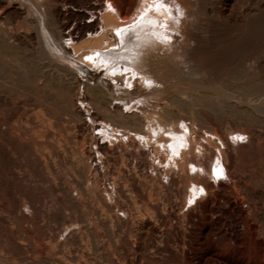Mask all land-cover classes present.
<instances>
[{
    "label": "bare ground",
    "instance_id": "bare-ground-1",
    "mask_svg": "<svg viewBox=\"0 0 264 264\" xmlns=\"http://www.w3.org/2000/svg\"><path fill=\"white\" fill-rule=\"evenodd\" d=\"M162 4L166 7L157 9L154 0H0V264H103V226L127 244L121 261L107 253V264H264V230L257 226L264 222V167L253 162L264 146V0ZM75 12L79 21L71 18ZM119 56L131 65L115 64ZM144 61L150 72L142 70ZM95 72L110 77L124 96L150 90L159 97V78L166 75L190 80L194 87L167 99L173 107L167 101L162 109L169 116L161 109L143 108L140 117L125 113L110 87L91 79ZM83 78L88 103L77 95ZM205 78L221 80L215 89L202 90L197 83ZM21 82L40 103L32 111L34 124L20 123L17 100L8 97ZM65 114L70 115V129L88 144L75 151V168L82 184L88 182L95 192L92 197L81 181L76 184L83 189L74 188L56 167L58 157L66 158L62 147L54 148L67 139L60 121ZM129 118L138 125L132 122L138 128L130 129L133 136L116 122ZM113 145L118 151L134 149L147 159V176L139 171L141 159L124 174L144 200L145 212L136 210L130 219L114 213L112 221L99 218L93 209L85 214L86 226L73 215L65 221L63 210L86 208L84 193L91 197L89 203L103 202L108 209L112 196L120 197L125 177L116 176L114 194H106L107 187L105 193L100 188L99 167L93 169L90 163L97 157L105 177L102 155ZM148 177L160 192L157 187L154 193L144 191ZM230 219V238L216 240ZM145 228L149 239L141 241ZM194 244L199 252L193 251Z\"/></svg>",
    "mask_w": 264,
    "mask_h": 264
},
{
    "label": "rangeland",
    "instance_id": "rangeland-1",
    "mask_svg": "<svg viewBox=\"0 0 264 264\" xmlns=\"http://www.w3.org/2000/svg\"><path fill=\"white\" fill-rule=\"evenodd\" d=\"M71 5H73V6H71ZM70 5V7L71 8H76V6L74 7V4H71ZM76 13V12H75ZM73 13L72 15H71V18L73 19V20H77V21H79V19H80V17H79V15L76 13ZM78 15V16H77ZM136 42V40L135 39H133V38H131V41H130V44H134ZM120 58V59H119ZM124 58H121L120 56L119 57H117V59L115 60V64H118V65H131V60L130 59H124ZM145 62L147 63V61H144V64H145ZM143 64V68H142V70L143 71H146V72H150L149 71V67L150 66H148V64H147V66H146V64L144 65ZM170 76V77H169ZM91 77V79L93 80V81H96V82H98V83H100V84H106V85H108L109 87H110V91H111V93H112V96L114 97V98H117V97H119L120 99H118V101H119V103H121V106L123 107V109H124V111H126L125 113H128L129 115H132L133 113H137L140 117H141V115L144 113V110H143V108H145V109H148V110H156V111H159L160 112V109H161V114H163V113H166L165 114V116H169V115H167V114H169V113H167V111L166 110H163L162 109V106H164V105H168L167 103L169 102L167 99L168 98H170V96H172V95H174V94H177V92L178 93H180V92H183V91H187V90H191V87L193 88L194 86H193V82H191L190 80H187V79H184V80H181V81H176V77H178V76H176L175 78H171V75H166L165 77H164V79L162 80L161 78H159V81H161V82H163V84L162 85H160V86H158L157 87V91L159 92V97L157 96H155L154 94L152 95V93L153 92H150V90H148V91H146V92H143V93H141V94H139V95H133V96H124V95H121V90H119V87L117 86V84L110 78V77H108V76H106L105 74H102V73H100V72H95L94 73V75H91L90 76ZM157 78V77H156ZM221 79H215L214 81H209L208 79H203V80H201L200 82H198L197 83V85L200 87V89H202V90H213V89H215L214 88V86H215V84L218 82V81H220ZM222 80H225V78H222ZM179 82H181V83H179ZM86 80L83 78L82 79V85H83V87L81 88V89H79L77 92V95L80 97V95H82L81 97H83V98H85V100H86V102L88 103V99L90 100V95H89V93H88V91L86 90ZM129 86H131V85H129ZM17 88H15L14 87V89L13 90H10V93H8V97H9V99H10V96H11V99H14V100H17L18 101V103H17V101H16V107H18V109L16 108V110L18 111V113H19V116L21 115V122L20 123H23V124H26V123H24L25 121H28L29 120V122H30V124H34V121L35 122H37V120H35L36 118L35 117H33L34 116V112H32V111H34L35 110V112H37L39 109H40V106L38 107V105H40V103L34 98V94H33V92H30L29 91V93H31L33 96H29V93L27 94L26 93V90H24L22 87V82H21V84H19L18 86H16ZM181 88V89H180ZM16 89V90H15ZM20 91H22V92H20ZM84 91V92H83ZM24 92V93H23ZM120 92V93H119ZM164 92V93H163ZM172 92H173V94H172ZM176 92V93H175ZM14 93H16V95L14 94ZM170 94V95H169ZM22 95V96H21ZM25 95V96H24ZM120 95V96H119ZM167 96V97H166ZM28 97V98H27ZM77 97V96H76ZM166 97V98H165ZM31 98H33V99H31ZM86 98H88V99H86ZM159 98V99H158ZM163 98V99H162ZM35 100V101H34ZM168 101V102H167ZM79 102V101H78ZM90 103H92V104H90ZM34 105V106H33ZM89 106H90V108L92 109L91 110V112L94 114V112L96 113V108H95V105H94V103L91 101V102H89V104H88ZM92 105V106H91ZM93 105H94V108H93ZM143 105V106H142ZM20 106V107H19ZM88 106V107H89ZM169 106L170 107H173V106H171V103L169 102ZM10 107H12V106H10ZM25 108L26 110V112L24 111V113H21V111L20 110H22V108ZM138 107H140V108H138ZM23 108V109H24ZM142 108V109H141ZM37 109V110H36ZM95 110V111H94ZM141 110H142V112H141ZM155 111V112H156ZM142 114H141V113ZM29 113V114H28ZM33 115H32V114ZM97 113H98V115L96 114V116L97 117H99V115L100 116H102V114H100L98 111H97ZM26 114H28V115H26ZM144 115V114H143ZM164 115V114H163ZM28 116H29V118H28ZM64 116V115H63ZM23 117V118H22ZM34 118V119H33ZM61 118H64V120H60L62 123V125H63V128L65 129V130H63V132H64V136L62 135V137H64V138H67L66 139V141H65V143H64V141L63 142H61V146H59V144H57V143H55L56 145H54V148H55V150L56 151H58V149L60 148V147H62V149H64L65 150V152H64V154H65V159L64 160H62V158H57L58 160H57V164H56V167H58V169H59V167H60V172H61V174H62V176H63V178L67 181V178H68V183L70 182V184L74 187V188H76V189H83V188H85V192H87L91 197L95 194V192L93 191V190H91L90 189V185H89V183L88 182H86L85 184L83 183L82 184V181H83V179L81 178L80 179V175H79V173H78V169H76L75 168V163L79 160V158H77V154L78 153H76L75 154V151L77 152V150L79 151V150H81L82 149V147L84 146V147H87V143H85V140L83 141V139L81 140V136H80V134H77V136H76V134L73 132V130L72 129H70V126H71V122H70V115H67V114H65V116L64 117H61ZM99 118H102V117H99ZM26 119V120H25ZM67 119V120H66ZM132 119V118H131ZM24 120V121H23ZM65 120H66V122H65ZM127 120V119H126ZM133 120V119H132ZM116 122H118L117 124H119L123 129H125L126 130V132H128V133H130L132 136H133V131H131V130H134V131H136V129L138 130V128H134L135 126H132V122L133 121H131L130 120V118L127 120V121H124L123 122V124H122V122H120V121H116ZM120 122V123H119ZM126 122H128V124H126ZM131 124H130V123ZM16 123H19V122H16ZM134 123L135 122H133V125H134ZM67 124H68V126H67ZM122 124V125H121ZM124 124H126V125H124ZM131 125L132 127H129V129H128V125ZM17 125H19V124H17ZM20 125H22V124H20ZM70 125V126H69ZM129 125V126H130ZM135 125L138 127V125L135 123ZM65 126V127H64ZM123 126H125L126 128H124ZM224 126L226 127V125H225V123H224ZM223 126V127H224ZM66 127H68L69 128V130L66 128ZM132 128V129H131ZM134 128V129H133ZM207 128V127H206ZM131 129V130H130ZM54 131H56L57 133H58V135H59V129L58 128H54ZM69 131V132H68ZM72 132V133H71ZM57 135V136H58ZM72 135H73V139H70V138H72ZM75 135V136H74ZM60 137V136H59ZM58 137V138H59ZM75 139H77V140H75ZM67 141H69V142H67ZM80 141H82V142H80ZM72 142V143H71ZM76 142V143H75ZM78 142V143H77ZM63 143V144H62ZM80 143H82V145H80ZM84 143H85V145H84ZM263 144H264V142H262ZM58 145V146H57ZM79 147H78V146ZM56 146L58 147V148H56ZM67 146V147H66ZM76 146V147H75ZM78 147V149H76ZM113 147V149H112V151H110V153L108 152L107 154H103L102 155V159H103V164H104V166H105V168L107 169V171L108 172H106V175H107V177H106V175H105V177H101L102 176V174H101V171H100V169H101V162L100 161H98V159H97V157L92 161V162H90L91 163V165H92V168L94 169V167H99V170H98V176H99V182H100V188L101 189H103V191H104V188H106V190H107V192H106V194L110 191L111 192V195H113L114 194V190H113V186H115V184L114 183H116V176H118V178H119V180H120V178H122V177H125L126 178V181H125V178H122L121 180H120V183H121V190H123V192H124V190H125V192L123 193L122 191L119 193V194H121V195H119L120 197L119 198H114L113 196H112V200H114V201H112L111 202V200H110V202H111V209H108L107 207H105L106 205L103 203V202H101V203H99V202H96V201H94V203L92 202V204L91 203H89V201H90V199H91V197L90 196H87L88 194L87 193H84L83 194V200H84V197L86 198L87 197V199H85L84 201H86V202H88L86 205V208L83 210V209H74V208H69V209H71L70 211H71V213L69 212V210L67 209V211H68V213H67V211H65V210H63L62 211V215H64V217H65V221H66V217H67V219L70 221V220H72V219H74L75 217H78L77 219H78V223H80L81 221V223H80V225H87L88 224V221H87V218H86V216H85V214H87V212L88 213H90V210L91 211H93V209H94V211H95V213H99L98 215H99V218H102V219H104V220H110L111 219V217H112V221L114 220L113 218L117 215L118 217H120V218H131L132 216L134 217V214H135V216L137 215V213L138 212H145V210H144V203H142L144 200H142L141 199V197H139V196H136V194H135V192L133 191L134 190V188H133V186L131 185V183H130V181L127 179V175L125 174V173H128L129 171H131L133 168L132 167H134V165L136 164V162H138L139 163V160L141 159V164H139L140 166L143 164V167H139V171L141 172V173H143L145 176H147L148 174H150L151 172H150V170H148V172H147V169H149L148 167L146 168V167H144V165H145V163H146V161H147V159L145 158V156H143V155H137L136 154V152H135V150L134 149H127V150H125V151H118L117 149H116V146H112ZM115 147V148H114ZM65 148H67V149H65ZM263 149H261L262 151H260V152H262V153H260L259 151V156H260V158L258 157L257 159H255V160H253V162H255V165L256 166H260V167H264V146L262 147ZM114 150H116V151H114ZM67 151H71V152H69V153H66ZM73 151V152H72ZM113 151L115 152V153H113ZM134 151V152H133ZM124 152H126L125 154H124ZM73 153V154H72ZM117 153V154H116ZM129 153H132L131 155L129 154ZM135 153V154H134ZM75 154V155H74ZM128 154V155H127ZM106 155V156H105ZM112 155V156H111ZM114 155V156H113ZM118 155H120V156H118ZM125 156V157H122V156ZM136 155V156H135ZM80 158H81V154L79 153V155H78ZM105 156V157H104ZM116 156V157H115ZM70 157V158H69ZM121 158V160H123V161H119L118 159H120ZM133 157V158H132ZM136 159H135V158ZM140 157V158H139ZM261 157H262V161H261ZM68 158V159H67ZM74 158V159H73ZM114 158V159H113ZM127 158V159H126ZM116 159V160H115ZM125 159H126V161H125ZM135 159V160H134ZM139 159V160H138ZM144 159H145V161H144ZM75 160H77V161H75ZM96 160V161H95ZM104 160H106V161H104ZM113 162H112V161ZM143 160V161H142ZM64 161V162H63ZM66 161V162H65ZM72 161V162H71ZM136 161V162H135ZM259 161H261L260 163H259ZM74 163V167H73V171H74V168H75V171L74 172H72L71 170H72V166H73V164H71V163ZM100 162V163H99ZM107 163V165H105L106 163ZM119 162H120V164H119ZM142 162H144V163H142ZM256 162H258V163H256ZM67 163V164H66ZM96 163V164H95ZM110 163V164H109ZM116 163V164H115ZM123 163V164H122ZM128 163V164H127ZM133 163H135V164H133ZM65 164V165H64ZM97 164H99V165H97ZM112 164V165H111ZM125 164V165H124ZM128 166H127V165ZM132 164V165H131ZM61 165V166H60ZM72 165V166H71ZM119 165H121V166H119ZM122 165H123V167H122ZM67 167V168H66ZM115 167V168H114ZM124 168V167H126L125 169H120V168ZM62 168L64 169V170H62ZM128 168V169H127ZM132 168V169H131ZM142 168H146L145 169V172H142ZM67 171H66V170ZM70 169V170H69ZM92 169V172H91V177L92 176H94L95 174H93V171H94V173H95V170H93ZM131 169V170H130ZM66 171V172H65ZM70 171V172H69ZM109 172H111V173H109ZM115 172V173H114ZM121 172V173H120ZM147 172V173H146ZM76 173V174H75ZM78 173V174H77ZM118 173V174H117ZM63 174H65V176L63 175ZM77 175L76 177H75V175ZM126 176H125V175ZM109 175H110V177H109ZM67 176V177H66ZM120 176V177H119ZM69 177H71V178H69ZM74 178H75V181H74ZM105 178V179H104ZM108 178V179H107ZM115 178V179H114ZM78 179V180H77ZM109 180V181H107V180ZM62 179H60V181H61ZM73 180V181H72ZM81 181V184L80 185H83L82 187L79 185V184H76V182L77 181ZM106 180V181H105ZM113 180H115L114 182H113ZM147 180H149V177H148V179H146V182L143 184V189H144V191L145 192H148L147 190H148V188H149V191H151V192H155V190H156V192L157 191H161V188H159V186H156V185H154V184H152L151 183V181H147ZM58 182H60L59 181V179L57 180ZM72 181V182H71ZM104 181V182H103ZM117 181H118V179H117ZM124 181V182H123ZM129 181V182H128ZM75 182V183H74ZM103 182V183H102ZM108 182H109V184H108ZM149 182V183H148ZM78 183V182H77ZM129 183V184H128ZM75 186H74V185ZM88 184V185H87ZM104 184V185H103ZM125 184H127L126 186H125ZM148 184H150L151 185V187H149V185ZM76 185H79V187L77 186L76 187ZM102 185V186H101ZM113 185V186H112ZM127 188V190H126V188L124 187V186ZM130 185V186H129ZM145 185V186H144ZM154 185V186H153ZM86 186V187H85ZM104 186V187H103ZM147 186V187H146ZM88 187V188H87ZM111 187V188H110ZM153 187V188H152ZM155 187H157L156 189H154ZM150 188H152V190L150 189ZM131 189H132V191H131ZM159 189V190H158ZM154 190V191H153ZM94 192V193H93ZM128 192V193H127ZM131 192V193H130ZM134 192V193H133ZM162 192H163V190H162ZM104 193H105V191H104ZM113 193V194H112ZM128 194V196H126ZM133 194V195H132ZM163 194V193H162ZM123 195V196H122ZM123 197V199H122V197ZM125 196V197H124ZM134 196V197H133ZM90 197V198H89ZM107 197L109 198V196L107 195ZM129 197V198H128ZM138 199H137V198ZM89 198V199H88ZM133 199V200H132ZM135 199V200H134ZM139 199H140V201L141 202H139ZM109 200L107 201L109 204H110V202H109ZM122 200L124 201V203H122ZM136 200H138V201H136ZM120 201V202H119ZM132 201H133V203H132ZM222 201V200H221ZM116 202H119V203H122L121 204V206H122V208H121V206H120V204L119 203H116ZM131 202V203H130ZM135 202V203H134ZM262 202H264V200H262L261 201V204H262ZM113 203L115 204V205H113ZM104 204V205H103ZM260 204V205H261ZM133 205V206H132ZM137 205V206H136ZM139 205V206H138ZM264 205V204H263ZM91 208H90V207ZM99 206H103V208H102V211H101V209L100 208H98ZM116 208L117 206V208L115 209L114 207ZM124 206H126L127 208H125ZM143 208H141V207ZM93 207V208H92ZM88 208H90L89 210H86V209H88ZM108 210H107V209ZM124 208H125V210L127 209V211H125L124 210ZM99 209H100V211H99ZM104 209L107 211H104ZM141 209H142V211H141ZM113 210V211H112ZM125 212H124V211ZM137 210V211H136ZM82 214V216H81V214L79 213V212ZM81 211H83V212H81ZM98 211V212H97ZM110 211H112L113 213H111L110 212V214H109V212ZM118 212V214L116 213V212ZM133 211V212H132ZM137 213H136V212ZM64 212V213H63ZM130 212V213H129ZM143 212V213H144ZM77 213H79V214H77ZM102 213H104L103 215H104V217H103V215H102ZM109 214V216H108V214ZM114 213L116 214V215H114ZM125 215H124V214ZM127 213H128V215L130 216H128L127 215ZM71 214V215H70ZM133 214V215H132ZM72 215L74 216V218L72 217ZM79 215V216H78ZM102 215V217H100ZM120 215V216H119ZM122 215H124L123 217H122ZM86 218H84V217ZM116 216V217H117ZM217 215L215 214V216H213L212 215V217L213 218H215ZM64 219V217L63 216H60V220H62V218ZM81 217H83V218H81ZM108 217H109V219H108ZM115 217V218H116ZM69 221H67L68 223H69ZM223 223V222H222ZM259 223V224H258ZM233 224H234V222H233V220L232 219H230L229 221H226L225 222V224L222 226V230L221 231H219L216 235H215V238H216V240H218V241H220V240H222V241H226V239H224V238H226V237H228V238H230V233H232V232H230V230H231V227L233 226ZM263 224H264V222H257V226H261V231L262 230H264V226H263ZM228 225V226H227ZM258 227V228H259ZM103 228H105V229H103ZM103 228L101 227L100 228V240H99V246H100V248L102 249V250H100V253L102 254V255H100V258L102 257V256H104V257H106V255H107V253H108V255H110V256H112V258L114 257V256H116V257H114V258H116V260L117 261H121V256H122V254L121 253H124V251L126 252V250H127V244L126 243H124L121 239H120V236H119V230H118V228L117 227H115V228H117V229H114V232H115V234H117V235H113L114 233H112V236L110 235V232H111V230L108 228V227H105V226H103ZM108 228V229H107ZM227 228H230V230H228L229 232H227ZM102 229V230H101ZM260 229V228H259ZM117 232H116V231ZM263 232V231H262ZM225 233V234H224ZM227 234V235H226ZM226 235V236H225ZM118 236V237H117ZM144 236V237H143ZM143 238H141V241H145V240H148L149 239V229H147V228H145L144 230H143ZM114 238V239H113ZM118 238V239H117ZM223 238V239H222ZM120 240V241H119ZM121 241L123 242L122 244H121ZM221 241V242H222ZM228 241V240H227ZM226 241V242H227ZM106 242V243H105ZM117 242H119V243H117ZM195 242V241H194ZM233 242V241H232ZM115 243V244H114ZM118 245H117V244ZM101 244V245H100ZM124 244V245H123ZM126 245V246H125ZM197 244H194L193 245V251L194 252H199L201 249H199V247H198V245L196 246ZM255 245H256V243H255ZM117 247V248H116ZM124 247H126V249L124 248ZM255 248L257 249L258 248V246L256 245L255 246ZM117 249H119V250H117ZM125 249V250H124ZM108 250V251H107ZM102 251V252H101ZM106 251V252H105ZM111 251V252H110ZM104 252L106 253V254H104ZM115 254V255H114ZM117 254H119V256L117 255ZM121 255V256H120ZM104 257H102V260L100 259V261H102L103 262V264H107L108 263V261L107 260H105L104 259ZM120 257V258H119Z\"/></svg>",
    "mask_w": 264,
    "mask_h": 264
},
{
    "label": "snow or ice",
    "instance_id": "snow-or-ice-1",
    "mask_svg": "<svg viewBox=\"0 0 264 264\" xmlns=\"http://www.w3.org/2000/svg\"><path fill=\"white\" fill-rule=\"evenodd\" d=\"M154 3H155V6L157 9H159L160 7H166V5H163L162 4V0H154ZM120 30L118 29L117 30V33L119 34ZM165 39H167V37L165 36L164 37ZM97 56H99V53H97ZM86 59H93L92 57H86ZM146 83L150 84L151 82L150 81H146ZM238 139H244V137H238ZM218 176L219 175H222V171H217L216 169L213 170ZM201 191H203V189H201ZM189 203H191V201H189Z\"/></svg>",
    "mask_w": 264,
    "mask_h": 264
}]
</instances>
